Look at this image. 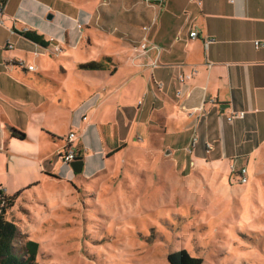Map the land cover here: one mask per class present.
Returning <instances> with one entry per match:
<instances>
[{
    "label": "rangeland",
    "instance_id": "obj_1",
    "mask_svg": "<svg viewBox=\"0 0 264 264\" xmlns=\"http://www.w3.org/2000/svg\"><path fill=\"white\" fill-rule=\"evenodd\" d=\"M103 1L20 0L12 7L17 26L49 44L15 49L16 59H29L40 75L27 74L32 86L57 88L62 102L48 131L62 142H48L40 128L39 139L14 134L19 160L0 175V190L18 193L7 219L19 227V241L37 243L32 264H168L167 254L180 250L202 264H264V170L253 174L248 164L249 179L239 184L230 180L234 159L213 171L164 159L169 139L147 130L135 94H114L102 105L106 73L77 68L115 52L125 59L118 34L78 17ZM69 130L80 144L79 173L59 156Z\"/></svg>",
    "mask_w": 264,
    "mask_h": 264
},
{
    "label": "crops",
    "instance_id": "obj_2",
    "mask_svg": "<svg viewBox=\"0 0 264 264\" xmlns=\"http://www.w3.org/2000/svg\"><path fill=\"white\" fill-rule=\"evenodd\" d=\"M16 1L0 0V175L19 160L14 134L32 133L39 139L40 128L48 142H62L49 133H54L56 116L62 115L56 110L62 103L58 89L33 87L36 83L27 74L40 77L37 68L30 71L29 59H16L15 49L40 47L17 34L28 28L17 26L12 9ZM79 11L90 28L98 24L104 32L118 34L125 56L119 60L115 52L99 59L107 75L100 88L105 93L101 104L114 94H135L137 111L148 116L147 130L159 141L169 139L163 144L169 148L164 159L212 171L225 159H234L238 166L250 164L253 174L264 170V0H105L91 13ZM192 31L197 32L193 39L188 35ZM142 42L144 53L139 50ZM105 56L112 58L105 62ZM15 62L23 64L19 73ZM186 74L190 78L180 81ZM62 94L69 107L64 89ZM240 111L243 117L227 119ZM77 140L75 135L71 146L81 151ZM237 179L232 170L230 180Z\"/></svg>",
    "mask_w": 264,
    "mask_h": 264
},
{
    "label": "trees",
    "instance_id": "obj_3",
    "mask_svg": "<svg viewBox=\"0 0 264 264\" xmlns=\"http://www.w3.org/2000/svg\"><path fill=\"white\" fill-rule=\"evenodd\" d=\"M17 34L21 35L25 39L31 41L33 44L40 47H47L46 40L36 33L35 31L24 29ZM112 57L105 56L104 61H109ZM20 67V63H13ZM77 68L82 71L88 72H103L106 70V64L101 61H86L77 64ZM62 158V155L60 154ZM82 157L78 156L75 160H81ZM18 193L14 195L5 194L0 190V264H32L34 258V252L36 244L30 240L19 241L21 233L19 227H17L11 220H8L6 215L13 206L14 200ZM168 264H202L203 261L200 258L189 255L186 251L180 250L167 254Z\"/></svg>",
    "mask_w": 264,
    "mask_h": 264
},
{
    "label": "built area",
    "instance_id": "obj_4",
    "mask_svg": "<svg viewBox=\"0 0 264 264\" xmlns=\"http://www.w3.org/2000/svg\"><path fill=\"white\" fill-rule=\"evenodd\" d=\"M194 2H196V3H198V4H200V1L201 0H193ZM80 27V26H79ZM143 28L144 29H146L147 27L146 26H143ZM188 35H189V37L191 38V39H193V38H195L196 36H197V32L196 31H192V32H190V33H188ZM53 40L52 39H50V42H52ZM213 41V39L212 38H210V39H206V45L208 44V43H210V42H212ZM255 43V46H259L260 45V42L259 41H255L254 42ZM8 47H10L9 45H8ZM54 49H55V51H58V44L56 43V44H54ZM139 50H140V52L141 53H144L145 52V50H147L146 49V43L145 42H142L140 45H139ZM21 64V63H20ZM21 65H23V64H21ZM27 69L28 70H30V71H34V66L33 65H31V64H28L27 66ZM193 73H195V71H193ZM190 76L191 75H189V74H186V75H182V76H180L179 77V79H180V81H182L183 79H189L190 78ZM243 112L242 111H240V112H238V113H236V114H231V115H229L228 117H227V119L228 120H232L235 116L236 117H243ZM74 139H75V135H74V133H72V132H69L68 134H67V137H66V145H65V148H64V151H63V153H61V155H62V161H64V162H72L73 161V159H75L76 157H77V152H76V150L71 146V144L73 143V141H74ZM233 171L234 172H236L237 173V175H238V179H237V181H238V183H243V184H245L246 182H247V179H248V176H247V171H246V168L245 167H243V165H240V166H238L237 168H233Z\"/></svg>",
    "mask_w": 264,
    "mask_h": 264
},
{
    "label": "water",
    "instance_id": "obj_5",
    "mask_svg": "<svg viewBox=\"0 0 264 264\" xmlns=\"http://www.w3.org/2000/svg\"><path fill=\"white\" fill-rule=\"evenodd\" d=\"M47 19H51V15H47ZM82 161L81 160H75V161H70V166L72 167V170L75 173H79L82 169Z\"/></svg>",
    "mask_w": 264,
    "mask_h": 264
}]
</instances>
